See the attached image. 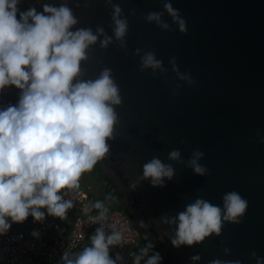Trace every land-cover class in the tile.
I'll use <instances>...</instances> for the list:
<instances>
[{
	"label": "water",
	"instance_id": "95a60500",
	"mask_svg": "<svg viewBox=\"0 0 264 264\" xmlns=\"http://www.w3.org/2000/svg\"><path fill=\"white\" fill-rule=\"evenodd\" d=\"M164 2L40 0L37 11L66 3L76 27H103L113 37L106 49L100 37L82 64L86 78L111 69L122 99L115 106L118 123L109 153L97 165L116 185L132 225L160 251L159 264H257L264 258V0H171L187 22L185 34L164 12ZM113 4L128 20L123 47L113 36ZM149 12L164 13L170 29L149 23ZM147 51L155 52L166 71L140 70ZM173 58L192 83L178 79ZM172 150L180 151L179 161H169ZM196 150L203 153V175L188 164ZM153 157L175 170L163 186L142 178L143 164ZM230 191L248 202L239 223L224 222L219 235L193 246L172 245L167 218L197 198L222 205Z\"/></svg>",
	"mask_w": 264,
	"mask_h": 264
},
{
	"label": "clouds",
	"instance_id": "9594fccd",
	"mask_svg": "<svg viewBox=\"0 0 264 264\" xmlns=\"http://www.w3.org/2000/svg\"><path fill=\"white\" fill-rule=\"evenodd\" d=\"M21 2L0 0V91L9 85L20 90L15 104L0 106V236L13 223H23L29 217L42 221L45 215L66 216L73 203L64 193L78 189L81 176L109 153L108 141L113 139L118 123L115 106L122 103L111 69L105 67L95 78H86L82 68L90 46L103 37L100 45L106 49L113 37L103 27L95 32L76 27L78 20L66 3L45 4L38 12L34 7L21 11ZM107 2L112 4V0ZM163 8L176 29L185 34L187 22L179 9L171 0H165ZM112 10L113 36L123 47L128 20L118 4H113ZM163 15L149 12L146 20L169 30L171 25ZM136 54H140L139 49ZM171 63L178 79L193 82L180 73L174 58ZM145 69L166 71L154 51L141 57L140 70ZM202 157L203 153L196 150L188 161L197 175L206 171L199 163ZM180 158L179 150H172L168 156L172 162ZM174 171L171 163L153 157L143 164L142 178L153 186H163ZM247 208V200L237 191L224 194L222 205L197 198L165 220L174 229L171 243L177 248L193 246L212 234L219 235L224 222L239 223ZM104 215L101 212L99 218ZM121 239L119 231L106 234L99 227L89 245L71 256L64 253L63 264H115L110 246ZM150 247L141 250L134 264H140L143 257H147L145 264H159V253L148 256ZM257 264H264V258H257Z\"/></svg>",
	"mask_w": 264,
	"mask_h": 264
},
{
	"label": "built area",
	"instance_id": "2783aa9c",
	"mask_svg": "<svg viewBox=\"0 0 264 264\" xmlns=\"http://www.w3.org/2000/svg\"><path fill=\"white\" fill-rule=\"evenodd\" d=\"M13 94L14 86L11 85L0 91V106L15 104ZM89 189L79 187L64 193V198L71 200L73 207L63 219L45 217L30 234L9 229L0 236V264H19L24 258L46 264L63 262L65 252L73 255L99 227H103L106 234L119 231L122 239L117 244L131 247L139 242L141 230L132 225L131 217L121 208L119 201L116 207L104 211V218L100 219L102 211L94 208Z\"/></svg>",
	"mask_w": 264,
	"mask_h": 264
},
{
	"label": "crops",
	"instance_id": "0c3cea01",
	"mask_svg": "<svg viewBox=\"0 0 264 264\" xmlns=\"http://www.w3.org/2000/svg\"><path fill=\"white\" fill-rule=\"evenodd\" d=\"M19 94H20V90L14 87L13 98L15 100V103L18 100ZM79 185H80L79 187L85 190H87L88 187H90L88 192L93 199V206L97 211L104 212L108 208L116 207L117 200L108 195V190H109V185H110L109 181L106 179V177L103 175L100 168L97 167V165L90 172H86L81 176ZM97 203L101 205V208L96 207ZM42 211H45V210H42ZM45 217H49V215H45ZM69 217L72 218V215H70ZM40 222L41 221H34L32 217H29L23 223H20V224L13 223L10 229L14 231L21 230V231H25L26 233L30 234L33 231V229L38 224H40ZM92 235H94V233H92L86 239V241L84 242V244L81 246L79 250L89 245L90 237ZM144 248H148V246L144 243L142 239L131 247H125L121 244H114L110 246V256L114 260L115 264H134L135 257L137 255H140L141 250ZM153 253L154 252L149 248L148 256H151ZM145 259H147V257H143L140 260V264H145ZM19 264H46V263H42L37 260H28L24 258L19 262ZM54 264H63V262H58Z\"/></svg>",
	"mask_w": 264,
	"mask_h": 264
},
{
	"label": "trees",
	"instance_id": "16d2710c",
	"mask_svg": "<svg viewBox=\"0 0 264 264\" xmlns=\"http://www.w3.org/2000/svg\"><path fill=\"white\" fill-rule=\"evenodd\" d=\"M98 167V165H97ZM107 179V178H106ZM109 181V190H108V195L116 200H120L121 199V194L119 193L116 185L114 184L113 181L107 179ZM125 213L128 214V211L125 210ZM141 235H142V240L144 241V243L149 246L151 245L150 249L154 252V253H159V255L161 256V258L163 259L160 251L157 249L156 245L154 244V242L151 240V238L147 235V233L143 230H141Z\"/></svg>",
	"mask_w": 264,
	"mask_h": 264
},
{
	"label": "flooded vegetation",
	"instance_id": "af4514ba",
	"mask_svg": "<svg viewBox=\"0 0 264 264\" xmlns=\"http://www.w3.org/2000/svg\"><path fill=\"white\" fill-rule=\"evenodd\" d=\"M40 0H22L20 5L18 6L21 11L27 10L30 7H34L38 9Z\"/></svg>",
	"mask_w": 264,
	"mask_h": 264
}]
</instances>
